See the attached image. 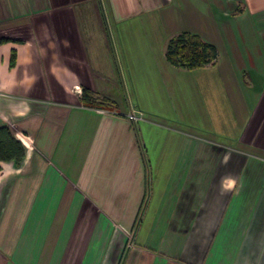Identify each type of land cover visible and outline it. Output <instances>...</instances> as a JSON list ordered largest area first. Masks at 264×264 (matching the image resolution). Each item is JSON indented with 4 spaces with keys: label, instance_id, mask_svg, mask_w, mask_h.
<instances>
[{
    "label": "crops",
    "instance_id": "0c3cea01",
    "mask_svg": "<svg viewBox=\"0 0 264 264\" xmlns=\"http://www.w3.org/2000/svg\"><path fill=\"white\" fill-rule=\"evenodd\" d=\"M2 36L0 264H264V0H0Z\"/></svg>",
    "mask_w": 264,
    "mask_h": 264
},
{
    "label": "trees",
    "instance_id": "16d2710c",
    "mask_svg": "<svg viewBox=\"0 0 264 264\" xmlns=\"http://www.w3.org/2000/svg\"><path fill=\"white\" fill-rule=\"evenodd\" d=\"M13 41L8 37H0V44ZM217 57L216 48L203 42L198 36L183 32L172 37L166 46L165 58L174 67L194 70L206 65H212ZM15 62V52L12 51L10 65ZM85 105L91 107L86 95ZM24 156L22 145L15 140L6 126L0 127V161L19 164Z\"/></svg>",
    "mask_w": 264,
    "mask_h": 264
},
{
    "label": "rangeland",
    "instance_id": "374dc122",
    "mask_svg": "<svg viewBox=\"0 0 264 264\" xmlns=\"http://www.w3.org/2000/svg\"><path fill=\"white\" fill-rule=\"evenodd\" d=\"M176 13H179V10H177L176 11ZM176 15V14H175ZM177 24H179V22H177ZM119 88H118V92H119V94L121 93V91H122V93L120 94V95H118L119 96V98L121 97V98H125V101L126 102H130V100H132L133 101V98H134V94H133V91L131 90V87H130V90H128L127 91V93H125V91H123V88H122V85L121 84H119ZM140 91L138 90V93H139ZM123 96V97H122ZM131 98V99H130ZM128 245L126 244V247H127Z\"/></svg>",
    "mask_w": 264,
    "mask_h": 264
},
{
    "label": "built area",
    "instance_id": "2783aa9c",
    "mask_svg": "<svg viewBox=\"0 0 264 264\" xmlns=\"http://www.w3.org/2000/svg\"><path fill=\"white\" fill-rule=\"evenodd\" d=\"M73 91L76 93V94H80L81 93V90L79 87L77 86H74L73 87ZM127 119L133 123H135L136 121H138L139 119V113H137L135 110H131L130 113L127 114ZM130 247V245H128Z\"/></svg>",
    "mask_w": 264,
    "mask_h": 264
}]
</instances>
